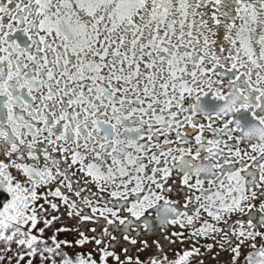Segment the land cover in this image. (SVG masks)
Instances as JSON below:
<instances>
[{
  "label": "snow or ice",
  "instance_id": "snow-or-ice-1",
  "mask_svg": "<svg viewBox=\"0 0 264 264\" xmlns=\"http://www.w3.org/2000/svg\"><path fill=\"white\" fill-rule=\"evenodd\" d=\"M0 264H264V0H0Z\"/></svg>",
  "mask_w": 264,
  "mask_h": 264
}]
</instances>
